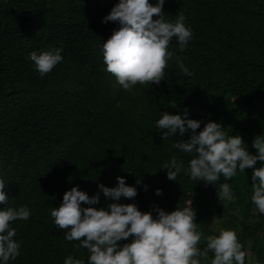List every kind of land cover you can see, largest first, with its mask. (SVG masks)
<instances>
[{
    "label": "trees",
    "instance_id": "trees-1",
    "mask_svg": "<svg viewBox=\"0 0 264 264\" xmlns=\"http://www.w3.org/2000/svg\"><path fill=\"white\" fill-rule=\"evenodd\" d=\"M118 2L0 0V179L9 195L0 210L27 205L31 213L26 221L12 222L21 248L9 264H64L68 256L88 264V250L67 241L51 217L73 186L89 196L99 191L94 207L135 203L153 216L157 206L170 212L191 199L201 223L225 214L241 194L232 179L221 176L216 188L229 183L234 195L223 207L214 185L183 171L169 180L164 162L175 156L187 168L193 158L173 147L191 133L163 139L166 130L156 121L165 111L187 109L188 118L201 121L197 131L208 121H230L223 129L228 135L250 134L244 138L249 140L264 134V0H201L187 16L193 37L185 50L171 42L194 75L170 59L142 119L112 106L122 90L105 70L102 44L119 24L103 20ZM52 48H62L64 59L41 77L28 53ZM118 176L137 188L134 199L113 201L98 188L115 187ZM158 188L162 195H156ZM213 256L209 252L208 264Z\"/></svg>",
    "mask_w": 264,
    "mask_h": 264
},
{
    "label": "clouds",
    "instance_id": "clouds-1",
    "mask_svg": "<svg viewBox=\"0 0 264 264\" xmlns=\"http://www.w3.org/2000/svg\"><path fill=\"white\" fill-rule=\"evenodd\" d=\"M165 0H157L153 5L149 0H119L103 22H117L119 28L102 44L103 62L106 71L112 74L124 91H131L137 84L159 85L165 80L168 61L175 58L183 73L192 76L184 59L168 50L169 44L176 40L183 52L193 37L186 17L180 13L175 20L164 17ZM158 17L153 19V17ZM62 48L31 51L29 59L41 77L50 73L62 60ZM172 108L178 105L172 104ZM201 121L188 118V110L179 114L165 111L156 121V127L166 130L163 139L177 132L183 136L191 133L187 140H178L174 148L192 154L188 167L175 156L164 162L167 178L177 180L182 171L190 179L214 185L221 176L227 181L253 169L251 174V201L255 210L264 215V134L256 136L252 146L256 154L247 150L241 135H228L220 123L208 121L200 129ZM257 161L261 162L256 167ZM115 187L103 183L98 188L106 198L120 201L132 200L137 188L128 185L125 177H117ZM137 184L141 180L137 178ZM6 184L0 179V204L8 203ZM147 190V185L144 186ZM217 197L222 202H233L234 195L229 183L216 188ZM156 195H162L156 189ZM100 201V192L89 196L78 186L71 187L63 194L58 207L51 209L55 228L64 231L67 241H79L77 248L88 250V264H208L209 252L214 254L210 264H245L248 253L238 240L234 229H220L218 235L206 237V247H199L204 238L196 223V210L190 199L181 207L178 203L173 211L155 207L152 211H141L135 203L113 202L106 207H94ZM82 205H88L84 207ZM30 209L27 205L0 210V262L9 264L20 255L21 242L15 239L17 233L12 222L28 220ZM128 243L120 244V241ZM64 264H85L83 259L68 256Z\"/></svg>",
    "mask_w": 264,
    "mask_h": 264
},
{
    "label": "crops",
    "instance_id": "crops-1",
    "mask_svg": "<svg viewBox=\"0 0 264 264\" xmlns=\"http://www.w3.org/2000/svg\"><path fill=\"white\" fill-rule=\"evenodd\" d=\"M254 140V139H253ZM253 140H244L250 147V153H256L252 146ZM260 167V166H256ZM250 171L247 175V171ZM253 169L248 168L244 173L237 171L232 178L235 188L241 192L235 203L227 207V212L218 216H210L201 223L196 219L198 230L203 233L204 238L200 243L206 244L208 235H218L220 229H234L238 240L248 253L245 264H264V215L255 210L251 201V174Z\"/></svg>",
    "mask_w": 264,
    "mask_h": 264
},
{
    "label": "rangeland",
    "instance_id": "rangeland-1",
    "mask_svg": "<svg viewBox=\"0 0 264 264\" xmlns=\"http://www.w3.org/2000/svg\"><path fill=\"white\" fill-rule=\"evenodd\" d=\"M201 0H165L164 4V17L166 20H175L176 17L183 13L186 17L185 23L187 22L188 14L195 10L197 6L200 5ZM157 3V0H154L153 5ZM178 44L170 43L168 50L177 54ZM116 86L122 90V94L119 98L113 102L112 106H119L125 112L126 115H130L134 118L142 119L145 117L146 109H148V104L152 101V93L154 84L146 86L137 84L133 87L131 91H124L122 86L116 82ZM229 123L223 124V129L226 128ZM243 140L244 138L250 137V134L240 133ZM250 139H254V136H251ZM247 150L250 151L249 145H246Z\"/></svg>",
    "mask_w": 264,
    "mask_h": 264
}]
</instances>
